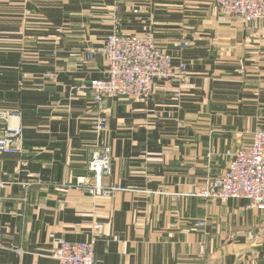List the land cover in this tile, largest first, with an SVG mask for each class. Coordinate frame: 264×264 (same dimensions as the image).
Here are the masks:
<instances>
[{"label": "crops", "instance_id": "obj_1", "mask_svg": "<svg viewBox=\"0 0 264 264\" xmlns=\"http://www.w3.org/2000/svg\"><path fill=\"white\" fill-rule=\"evenodd\" d=\"M115 31L152 33L188 75L156 79L146 100L108 97L97 133L88 84L106 77ZM0 110L23 128L19 152L0 153V264H58L56 239L93 237L94 264H264V210L199 195L227 168L219 153L264 131V18L213 0H0ZM106 145L101 184L121 189L69 187L96 183Z\"/></svg>", "mask_w": 264, "mask_h": 264}, {"label": "built area", "instance_id": "obj_2", "mask_svg": "<svg viewBox=\"0 0 264 264\" xmlns=\"http://www.w3.org/2000/svg\"><path fill=\"white\" fill-rule=\"evenodd\" d=\"M213 4L226 16L238 17L245 23L264 18V0H213ZM179 45L187 47L189 41L183 40ZM103 53L107 65L106 77L94 79L88 84L98 108L93 119L97 133L107 129L103 106L108 97L146 100L153 92L156 79L182 80L188 75L187 64L180 62L174 66L172 57L158 46L150 32L122 35L115 31L107 36ZM89 56L92 59L93 53ZM176 96H180L178 90ZM21 117L18 111L0 110V124L4 125L0 131V153L19 152L23 136ZM219 155L230 157L227 168L220 176L211 179L199 195L222 200L244 198L249 200L247 208L264 210V131H255L250 145L237 150L228 149ZM88 168L94 173L96 183H90L87 177H79L69 187H81L93 195L109 194L121 189H108L101 184L102 176L112 172L110 146L94 150ZM3 186L4 183L0 181V188ZM96 227L100 228V225ZM95 244L94 237L77 242L58 238L52 257L58 264H94Z\"/></svg>", "mask_w": 264, "mask_h": 264}]
</instances>
